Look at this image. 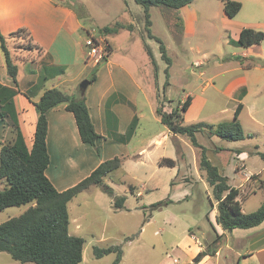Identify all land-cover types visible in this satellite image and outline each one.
<instances>
[{
	"label": "rangeland",
	"instance_id": "374dc122",
	"mask_svg": "<svg viewBox=\"0 0 264 264\" xmlns=\"http://www.w3.org/2000/svg\"><path fill=\"white\" fill-rule=\"evenodd\" d=\"M68 1L85 18L88 28L113 25L117 21L127 23L133 17L125 0H82L84 4L78 0ZM238 1L243 6L233 18L225 14L222 0H193L180 10L152 6L150 28L154 37H150L145 29L143 6L130 0V8L136 16H143L142 19L133 20L136 30L140 24L145 38L137 34L131 39L129 33L123 30L118 35L112 34L114 50L110 59H138L136 65L126 63L130 68H139L136 71L142 89L136 97V112L140 117L138 136L129 146L131 156L118 153L117 156L122 158L121 168L104 178L114 195L105 192L101 186H94L69 205L71 228L75 227V222L82 223L78 233L85 239L80 264H112L115 253L96 258L93 251L95 246L109 245L123 249L120 264H188L195 245H198L191 233L206 245L211 237H216L215 230L220 231L217 201L204 171L199 168L200 150L191 144L187 136L174 134L164 145L152 143L145 155L133 156L137 155L145 138L167 130L156 113L157 106L170 112L190 95L195 102L184 112L183 123L217 125L223 121H233L236 107L242 102L244 108L239 120L246 134L245 139L226 140L208 128L197 132L196 136L210 150L216 147L223 149L217 152L215 159L227 172L224 175L229 177V183L232 181L233 186L238 188L245 184L244 173L238 170L240 163L236 165L226 147L240 146L246 150L247 155L241 158L246 165L243 171L250 176L261 173L251 176L248 185L263 189L264 40L249 48L237 46L234 41L243 26L264 31V0ZM178 16L183 20V28L176 25ZM91 33L96 36L97 44L103 46L102 56H109L111 49L106 40L100 37L99 30L89 31L88 34ZM156 38L165 44L172 61L170 66L162 57ZM17 41H20L18 48L29 46L24 33H19ZM145 41L152 49L156 65L151 62L148 66L143 61L150 59L145 52ZM89 51L87 47V59L96 61V64L102 61L103 57L97 58ZM168 67L170 76L167 78ZM90 75L87 72L80 77L77 85ZM235 80H239L248 91L242 101L238 96L227 93L228 86ZM166 81L169 84L165 85ZM256 150L260 152L251 154ZM160 157L173 158L176 165L160 166ZM5 186L6 181L0 180V190ZM247 188L245 186V191L249 192ZM122 195L126 196L124 208L116 209L115 197ZM238 198L243 210L252 212L264 201V191L257 190L256 194L246 197L240 193ZM164 200L171 202L157 209L152 208L153 203ZM29 206L26 204L0 210V224L19 216ZM226 254L230 258V252ZM234 259L227 260L228 264H236ZM0 264L36 263H21L8 252L0 250Z\"/></svg>",
	"mask_w": 264,
	"mask_h": 264
},
{
	"label": "crops",
	"instance_id": "0c3cea01",
	"mask_svg": "<svg viewBox=\"0 0 264 264\" xmlns=\"http://www.w3.org/2000/svg\"><path fill=\"white\" fill-rule=\"evenodd\" d=\"M78 1L84 4V1ZM125 3L133 16L130 22H134L133 19H142L143 16H136L130 8V0H125ZM87 12L90 17V12ZM85 22V18L79 14L73 3L68 0H0V30L6 37L12 59L18 66L17 80L15 81L7 72L4 55L0 49V84L17 91L13 97L16 118L29 149L33 146V136L38 119L34 103L40 99L45 90L50 88L57 87L67 93L76 94L79 91L78 79L85 76L87 72L92 74L94 70L96 61L91 62V59H87L86 42L90 35L88 34L89 31L93 32L95 30L97 32V29L101 27L88 28ZM138 27V30L134 29L133 31L122 30L123 32H128L131 39L135 38L137 34L145 38V32H141L140 24ZM244 27L251 26L246 25L242 28ZM20 28H25L30 32L31 38L29 42L32 45L31 47H17L21 39L17 41V37L11 36V34ZM242 28L236 34L237 39ZM99 35L110 45L111 52L107 61L97 71L96 79L87 88L86 101L95 128L101 135V138L97 141V145L101 148V154L98 155L91 144L82 141L75 116L65 108V105H58L50 109L47 112V147L51 161L46 169V175L59 191L77 184L90 175L100 163L117 156L118 153L121 156H131L129 146L138 136L140 119L135 134L128 143H122L109 137L106 114L109 97L112 94H116L115 100L110 104V109L113 112L110 125L112 127L116 126L117 131L124 134L134 115L137 114L138 104L136 97L137 93L142 89L137 78L136 70L139 68H136V66L130 68L126 63L136 65L135 63H137L138 59H110L114 50L112 34ZM145 52L148 56L146 49ZM144 60L148 66L152 64L151 59ZM155 71H158V67ZM89 77L87 76V78ZM79 92L81 94V91ZM227 93L231 96H238V99L242 101L248 91L246 87L241 85L239 80H235L228 86ZM237 93L239 94L237 95ZM122 97L131 101L135 105V109L122 101ZM194 102L195 99L193 97L190 107ZM11 124L12 119L10 117H0V150L3 144L14 141L16 133ZM173 135L167 128L160 135L155 133L145 138L144 142L141 143L142 145L139 146L137 155L133 156L145 155L150 144L154 143L156 146L164 145L166 140L172 138ZM226 149L233 156L236 165L240 163L239 169H237L244 173L245 184L239 187L240 193L246 197L250 194H256L257 190L264 191V188L260 189L256 186L248 185L251 176L261 173H255L250 176L243 171L246 165L241 158L247 155V151L240 146L226 147ZM219 150L223 149L216 147L214 150H210L207 148V154L210 160L219 167L220 172L227 174L220 166L219 160L215 159V155ZM253 152L259 153L260 151H252L251 154ZM161 158L163 157H160L158 161ZM231 185L233 186L232 183ZM94 186L97 185L89 187L73 198L68 204V209L74 200H78L79 196L91 190ZM245 186H248L249 192L245 191ZM96 194H98L97 196H102L101 193ZM138 194H141V192ZM71 224L72 221L70 219L69 233L79 236L78 230L81 228L82 223L75 222L73 229ZM218 225L220 226V231L216 229V234H223V237L215 255H210L206 248L207 244H201L195 234L191 233L198 245H195L188 264H191L193 258L203 251L204 257L198 264H228L227 260H233V258H235L236 264H264V221L250 228H234L231 232H224L221 225ZM212 240L214 238L211 237L207 243ZM227 251L230 252V258L226 254Z\"/></svg>",
	"mask_w": 264,
	"mask_h": 264
},
{
	"label": "trees",
	"instance_id": "16d2710c",
	"mask_svg": "<svg viewBox=\"0 0 264 264\" xmlns=\"http://www.w3.org/2000/svg\"><path fill=\"white\" fill-rule=\"evenodd\" d=\"M134 1L144 8L145 29L150 37H154L150 28L152 25L150 7L162 6L180 10L193 2V0ZM222 1L225 14L229 18L235 17L243 6L242 2L238 0ZM177 19L176 25L183 28L182 18L178 16ZM122 29L133 31L135 23L117 21L113 25H105L98 30L102 35H111ZM19 33H24L27 36V42H29L31 35L25 28H20L13 32L11 36L17 37ZM156 39L160 43L162 57L170 66L172 61L167 54L165 44L161 39ZM263 40L264 31L244 27L234 44L241 47H250L260 44ZM31 46L29 42V46H26V48ZM144 46L151 62L156 65L152 49L146 42ZM0 49L4 55L7 72L16 81L18 66L12 59L6 37L1 33V30ZM107 59L108 56L104 55L102 61L95 65L89 77L91 83L94 82L97 71ZM166 73L168 78L170 76L169 67L166 69ZM166 84H169V82L166 81ZM16 92L15 89L0 84V117H10L12 119L11 125L16 133L14 141L3 144L0 150V180L6 181V186L0 190V210L26 204L30 206L19 216L9 218L0 224V250L8 252L13 259L21 263L80 264L83 260L85 239L69 233L70 214L68 204L73 198L93 185L101 186L105 192L114 195L112 187L104 182V178L121 168L122 158L115 156L103 161L86 178L65 190L59 191L46 175V169L51 161L47 147V112L58 105H65V108L75 116L82 141L91 144L96 153L100 155L101 148L97 145V141L101 138V135L97 132L91 118L86 93L80 94L78 91L76 94H70L57 87L45 90L40 99L34 103L38 119L33 136V146L29 149L16 118L13 99ZM115 95L112 94L107 103L106 114L109 137L122 143H128L138 127L139 117L137 114L134 115L124 134L119 133L116 126L112 127L110 119L113 117V112L110 109V104L115 100ZM192 99V96H187L181 105L170 112L157 106L156 112L161 122L167 126L171 133L187 136L191 144L200 150L199 168L204 171L206 180L213 189L217 201V223L221 225L223 230L231 232L234 228H250L259 225L264 221V202L257 210L244 212L241 202L238 200L240 189L229 183V177L221 173L219 167L210 160L207 147L202 145L196 136L197 132L208 128L214 134L226 140L244 139L246 134L239 120L243 103H238L233 121H223L217 125L206 122L185 125L183 123L184 112L189 109ZM121 100L135 109V105L125 97H122ZM238 152L240 153V151ZM159 164L174 167L176 161L170 157H163L160 159ZM261 187L264 188V179H262ZM125 200L126 196L124 195L116 196L114 207L116 209L124 208ZM169 202L171 200L159 201L151 206L157 209ZM222 237L223 234H216L214 240L207 243L206 248L210 255L216 254L221 245ZM93 251L96 258L115 253L116 256L112 264H120L123 258V249L117 245L95 246ZM203 257V252H199L193 258L191 264H198Z\"/></svg>",
	"mask_w": 264,
	"mask_h": 264
},
{
	"label": "built area",
	"instance_id": "2783aa9c",
	"mask_svg": "<svg viewBox=\"0 0 264 264\" xmlns=\"http://www.w3.org/2000/svg\"><path fill=\"white\" fill-rule=\"evenodd\" d=\"M95 37L96 36L93 33H91L88 37L86 44L90 50L89 53H91L94 56H97V58H102L103 46L97 44V42L95 41Z\"/></svg>",
	"mask_w": 264,
	"mask_h": 264
},
{
	"label": "water",
	"instance_id": "95a60500",
	"mask_svg": "<svg viewBox=\"0 0 264 264\" xmlns=\"http://www.w3.org/2000/svg\"><path fill=\"white\" fill-rule=\"evenodd\" d=\"M90 83H91V81L89 78H86V79L81 81V83L79 85V89H80L82 94L86 93V90L89 87Z\"/></svg>",
	"mask_w": 264,
	"mask_h": 264
}]
</instances>
